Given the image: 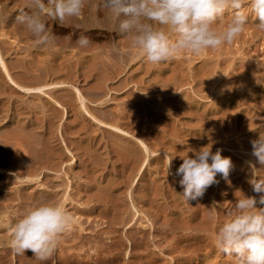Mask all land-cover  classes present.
Returning a JSON list of instances; mask_svg holds the SVG:
<instances>
[{
    "label": "rangeland",
    "instance_id": "1",
    "mask_svg": "<svg viewBox=\"0 0 264 264\" xmlns=\"http://www.w3.org/2000/svg\"><path fill=\"white\" fill-rule=\"evenodd\" d=\"M23 1L25 2L23 3ZM25 3L26 0H0V53L2 58L10 66L18 61L20 62L27 54H37L34 59L43 61L51 54L58 53L59 50L56 49L59 44L58 41H61L60 38L63 39L65 36L67 38L65 40L63 39V41L67 44V48L65 51H62V54L71 53L75 60L73 61V68H77L76 60L84 54L81 47L79 48L77 46L78 44L75 45V41H77L79 36L85 35L91 40V44L85 50V54L88 53L87 56H90L91 50L92 52L94 50H101L100 52L104 53L113 43L118 41V37L114 36L115 33H112V38L106 29L93 28L91 26L89 28L85 23V25L76 24L78 22L76 20H73L74 23L73 21H70L71 23L69 22V29L63 35V32H59L60 24L49 20L48 28L51 33L53 32L54 37L59 40L55 38V43L49 51L47 50L48 48L38 47L34 42L32 34L25 27L15 22L17 9ZM89 11L86 7L84 16L80 18H87L92 15V11L88 15ZM214 27L218 32L224 30L223 24L214 25ZM62 35L63 37H61ZM129 45L131 52L126 59L127 63L125 61L121 63L123 65L120 64L122 68L120 65H117L119 64V62H116L117 60H111L110 62L109 68L113 69V71L109 68L108 70L112 71L113 74L111 78H108L109 85L107 84V87L112 90V93H110L111 97L106 105H100V98L98 100L97 98L93 99L88 94L91 90L89 82L93 78H90V80L87 79L82 72L77 75L78 78L74 75H70L68 78L67 76L63 77L65 81L68 80V83L76 85L81 89L86 99V105L100 119L112 122L101 116L99 114L100 111H98L109 107V109L115 112L117 117L123 116L125 112H128L130 113V117H134L140 120L141 123L145 122L144 124H146L143 127L137 121V123L130 125L133 126L131 128L127 125L128 123H125L126 121L120 122L119 124L120 127L131 134L130 138L135 146L138 144L137 140H141L147 144L149 152L152 151L153 153L151 152V155L147 154L148 156H146L148 164L144 173L140 175L136 170H133L131 177L120 184V189H115L112 196L113 202L111 203L97 198L93 188L99 183L98 180L104 182L109 176L120 175L119 163L115 160L116 156L107 158L104 155L105 157L103 156L102 159L104 161L101 165L95 170L92 168L93 172H90L89 168L93 163L85 161L88 164L87 167L77 159L78 148L76 145L78 140L94 139L95 143L99 142V149L101 151L103 149L102 147L107 145V149L112 154L109 146L110 134L98 129L96 124H91L85 121L82 116L78 115L76 111L77 104L74 102V98L72 99L73 103L70 104L67 99H64L66 95L64 94L63 96L61 90V93L58 90L55 91L56 93H53V98L59 100L66 106L67 113L62 115V111L57 110L55 113L57 116H52V121H48L52 113L51 110L47 112L45 106L48 99L38 96L25 97L11 93L4 83L3 72L0 69V151L2 155L3 128L14 127L18 123L22 124V121L26 122L25 131L29 132L31 130L30 132L33 134L31 135L34 137L37 132L38 134L40 133L39 135L41 137L37 138L39 137L37 135L35 137L37 139H44V137L50 136L49 138L56 141L63 153L62 159L59 160L61 162L57 161L52 166L46 163L44 165L43 161L37 162L36 159L33 160V164L29 163V165H26L28 167L25 166L26 168H30L29 166L31 164L32 166L36 164L33 167L35 170L30 168L32 172L27 171L25 173L26 169L23 174L28 175L29 172L31 176L32 174L34 176L35 174L44 173L46 175L45 179H47V183H43L44 185H38L35 180H29L27 183H24V181L20 182L17 177L16 179L14 178V176L20 174L17 170L18 166L3 165V162H0V264H67L66 261L63 263V259L59 262L57 257L63 258L60 256H64V254H71L73 257H91L93 251L89 245L85 242L84 244L82 242L74 244L71 238L72 235L79 232L89 236L95 230L108 231L105 234L107 235L109 233L107 236L111 237L108 243L119 241V239V242L122 243V246L117 248L118 250L113 246L110 250L111 252H108L110 254L113 250V253L117 254L120 251L119 259L117 261L114 260V262H109L110 264H141V262L142 264H215V260L221 263L226 259L229 264L228 260L235 259L234 257L228 259L222 254L215 247L213 238H215L219 225L227 219L226 213L233 208L237 199L236 196L239 195L237 191H241L247 196H257L258 198V194L253 192L248 180L252 176L249 162L251 161L255 164L257 169L261 167L251 155L252 148L250 141L256 139L260 131L264 132V31L257 29L255 26V18L250 17L249 23L243 33L231 44H224L217 49L204 50L199 55L182 53L170 62L160 64L151 63L153 70L144 67L142 70L137 71V63L140 60L145 62V60L138 55V50H135V48L132 49L131 43ZM134 56L137 60H135L136 58ZM117 66L118 68H116ZM161 68L164 69L162 75L159 74ZM134 72H136L135 77H138L136 79H134V76L132 77ZM169 78L174 79L176 83L169 80ZM40 83H43V81ZM28 85L32 86L35 84L28 83ZM104 88L102 87L98 91H104L106 93ZM101 93L103 97L104 93ZM21 108L26 109L24 110L25 113L18 115L17 110L19 111ZM29 111L36 112L38 116L40 115L39 118L29 113ZM43 111H45L46 117L41 116ZM159 113L162 114L160 117H158ZM222 116L225 119H218ZM18 118L20 121L17 123L16 119ZM34 121L38 123V127L32 124ZM86 126L89 127L86 128ZM250 128L254 131H250ZM11 141H7L5 148L9 156L13 155L12 149L14 147L13 143H15L13 142L14 140ZM209 143L213 145V152L221 149V155L230 157L233 161L235 167L228 177L230 183L225 181L220 174H217L216 179L219 183L209 187L202 198L188 203L179 194L183 191L179 184L181 177L176 176L175 172L183 163L181 156L187 153L189 156H193L194 153L190 151L191 149L199 150ZM9 144H12V146ZM64 146L68 148V152ZM170 158L172 159L171 167L168 169V160ZM47 166L53 171L63 170L65 173L59 172V179H55L56 173L53 172L54 174L51 175L52 173H49L46 169ZM8 170H11V172ZM23 174H20V176ZM259 174L261 177H264V170ZM144 177L148 181L147 184H149V186L146 185L148 186L147 190L144 186ZM132 179H134L133 183ZM119 183L121 182L119 181ZM47 185L49 186L47 187ZM58 185H60V188L57 196L60 195L56 199L63 196L62 194L66 189L68 190L65 194V198H68V201L64 205H67H65V208L73 216L71 229L63 234V239L61 238L55 252L49 257V261L42 262L38 260L31 251H26L23 255L15 254L9 246L11 225L28 208L34 205L31 203V198L36 197L35 191H38V188L45 186V189L50 188V190H54V187L56 186L55 188H57ZM6 196H9V199H5ZM53 201L52 203L54 204L61 202L60 199L57 201L54 199ZM197 203L200 206H206H204L205 211H207L206 213L209 216V228L207 230L198 233V235L196 230H174L173 225L168 226L171 224L168 223L170 220V222L178 220L172 214L174 211H178V209L183 207L184 212L188 213L193 204ZM214 203L215 205H213ZM257 207L264 206L257 204ZM162 208L165 213H163ZM213 208L216 211L214 218L209 214ZM122 214L127 215L129 220L135 214L132 230H124L120 224L116 225L117 223H115L113 225L111 223V217L116 215L115 219H119ZM200 214L197 220L201 219L202 216ZM150 223L152 224V228H150ZM141 224H146L147 230L150 228L148 233H144V239L146 240L147 237L151 236L148 241V246L142 250L133 247L136 244L134 241L137 242L140 236L142 237L141 232L139 233ZM149 224L150 226H147ZM162 224L163 226H161ZM157 225L159 227H170L171 232L166 231L162 235V232L159 234V232L157 233V231L151 230L153 227L158 228ZM112 226L118 229L111 232ZM213 226L216 227L215 233L212 229ZM137 227L140 228L138 229ZM161 235L162 238H160ZM153 237L154 241L151 240ZM174 239H176L175 242ZM165 241L166 243L170 241L169 244H173V246H169L168 243V246H166ZM176 243H178V246L175 245L176 247L174 248V244ZM99 261H92L91 264L105 263L104 261L102 262V259H99Z\"/></svg>",
    "mask_w": 264,
    "mask_h": 264
},
{
    "label": "clouds",
    "instance_id": "2",
    "mask_svg": "<svg viewBox=\"0 0 264 264\" xmlns=\"http://www.w3.org/2000/svg\"><path fill=\"white\" fill-rule=\"evenodd\" d=\"M86 7L103 10L112 29L128 38L138 55L152 64L170 62L182 53L199 55L231 44L243 33L250 17L255 18L256 28L264 31V0H26L17 9L15 22L32 34L36 46L48 48L55 43L49 20L64 26L82 17ZM218 24L224 25L223 31L216 30L214 25ZM76 43L86 48L91 40L81 35ZM111 51L124 63L126 53L115 44ZM250 143L251 155L261 167L257 169L249 162L252 176L248 183L258 198L237 191L236 202L214 239L215 247L225 256L234 257L236 264H264V207H257L264 206V177L259 174L264 170V132ZM212 147L209 143L199 150L191 149L193 156H181L183 163L175 175L181 177L183 191L179 194L188 203L202 198L209 187L219 183L217 174L230 183L233 161L222 156L221 149L213 152ZM209 214L214 218L215 209ZM72 225L73 216L64 206L38 203L11 225L9 246L17 255L31 251L38 260H47Z\"/></svg>",
    "mask_w": 264,
    "mask_h": 264
},
{
    "label": "bare ground",
    "instance_id": "3",
    "mask_svg": "<svg viewBox=\"0 0 264 264\" xmlns=\"http://www.w3.org/2000/svg\"><path fill=\"white\" fill-rule=\"evenodd\" d=\"M24 2L25 1H23V3ZM95 2H96V0L93 1V3H95ZM88 11H89V9H88ZM88 15H90V11H89V14ZM75 20L78 21L76 24H79V25L80 24L81 25H85L86 24L87 26H89V28H90V26L93 27V28H104V29H106L108 31V33L112 36V38H113V34L112 33H115L114 36H117L118 37L117 38L118 41L115 42V43H113V44L117 45L124 53L127 54L126 59L130 55V52H131V49L129 48L130 47L129 44L131 43L130 40H128V38H126V37L124 39V36L119 35L117 32H115L112 29V25L105 19V14H104L103 10L92 11V15H90L89 17H87V18H80V19L78 18V19H75ZM73 23H74V21H73ZM68 29H69V22L66 25H64V26L60 25L59 32L60 31L63 32V35H64V33H66L68 31ZM63 35L61 37H63ZM66 38L67 37H65V36L63 37L64 40ZM57 39L58 38H56V40ZM60 39H61V41L58 39L59 40L58 41L59 44L57 45V47L55 46L56 49L59 50L58 53H56V54H51L50 53L51 55L49 57H47L45 60H43V61H38V60L34 59L35 56H37V54H27V55L24 54L25 56L20 60V62L19 61L17 62L14 59V61L17 62V63H15V64H13V65L10 66V65L7 64V62L4 60V58H2L1 53H0V67H1L0 69H2V72H3V80H4L5 85L7 86V89L9 88L8 90H10L11 93L19 94V95L25 96V97L38 96L40 98H46V99H48L47 104L45 106H46L47 112L50 111V110L52 112L51 113V116L48 119V121H52V118H51L52 116H54V115L57 116L55 114L57 110L62 111V115H64L65 113H67L66 106L63 105L59 100L53 98V95H54L53 93L55 91H57V90L60 92V90H61L62 91V95L63 96H64V94L66 95L64 97V99H67V101L70 104L73 103L72 102V99L74 98V102L77 104V106H76L77 107V110L76 111H77L78 115L82 116L85 121H87V122H89L91 124H96V127L98 129H101L104 132L106 131L107 134H110V136H109L110 145L109 146H110V150H112V154L110 153L111 151L109 152V149H107V145H104L102 147L103 149L101 151L99 149L100 148L99 142L98 143H95L94 139L78 140L76 142V145H77V148H78V150H77L78 151V158L77 159H79V161L82 164H84V166H87L88 165L85 161H90L91 163H93L92 166L89 165L90 166V168H89V171L90 172H93L92 168L95 170V169H97L101 165V163L104 161V160L102 161L104 155L107 158H110V157H113V156L115 157L116 156L115 157V160H116L117 163H119V169H120V172L119 173H120V175H118V176H116V175L115 176H109L104 182H101V180H98L99 183H97L94 186V188H93L94 190L92 189L94 191V194H96L97 198H99L100 200H103V201H107L108 203H111V202H113V197H112L113 196V192L115 191V189L116 190L120 189V184H122L123 181H125V180H127V179H129L131 177V175L133 173V170H136L137 173H139L140 175L144 173L145 168H146V166L148 164L147 163L146 156H148L147 154L151 155L150 153L152 152V151L149 152V147L147 146V144L145 142H143L141 140H137L138 141V144H136V146H135V144L133 143V141L130 138L131 137V134L129 132H127L126 130H124L122 127H120L119 124H120V122H123V121L124 122L126 121L125 123H128L127 125H129V126L132 125V124L137 123V121L143 127H145L146 124H144L145 122L141 123L140 120H137L134 117H130V113H128V112H125L123 114V116L117 117V115L115 114V112L113 110L109 109L108 106H107L108 108L105 107L107 109H103V110L101 109V110H98V111H100L99 114L101 116H103L105 119H108L109 121H112V122H108L107 120L105 121L103 119H100L86 105V103H85V100L86 99H85V96L83 95V92L81 91V89L79 87H77L76 85H72V84L68 83L67 82L68 80L65 81V78H63L65 76H67V78H68L70 75L77 76L81 72H82V74H84L87 77V79L90 80V78H93L94 81L92 80L93 81V82L91 81L92 83L89 82V86H90V89L92 91L90 90L88 92V94L91 95L93 97V99L94 98L95 99L97 98V100H98L100 98L99 99L100 100L99 101V104L100 105H106V104H108L109 99L111 97L110 93H112V90L109 87H107V84L109 82L108 81V78L109 77L111 78V76L113 74L112 73L113 69L109 68V65H110L111 60H117L116 62H119V64L116 63L117 65H120L121 64V62L119 61V58L117 56H115L113 54V52L111 51L113 44L111 45L110 48L108 47L109 49L106 50V51H104V53L103 52H100L101 50L100 51H98V50L95 51L94 50L93 52L91 50L90 56H87L88 53L85 54V50H86L87 47L86 48H81V50L83 51L84 54L81 55L80 57H78L79 59L76 60L77 68H73V61H75L74 58H73V55L71 53L70 54L69 53L62 54V51H65L66 50L67 44L65 43V41H63L62 38H60ZM75 45H77V43H75ZM50 48H52V46L51 47H48L47 50L49 51ZM135 50H137V49H135ZM68 52H70V51H68ZM126 59H125V61H126ZM131 59L134 60L133 58H131ZM135 60H137V58ZM126 63H127V61H126ZM114 64H115V62H114ZM111 65H113V63H111ZM121 65H123V64H121ZM121 65H120V67H121ZM123 67H126V66H123ZM144 67H146L147 69H152L153 65L151 63L146 62V61L143 62V61L140 60L137 63L136 69H137V71H140ZM108 68L110 70H112V71L108 70ZM116 68H118V66ZM0 72H1V70H0ZM163 72H164V69L161 68L160 71H159V74L162 75ZM114 74H116V73H114ZM135 75H136V72H134L133 75H132V77L134 76V79H136V77H137V76L135 77ZM77 78H78V76H77ZM169 80L175 82L174 79L169 78ZM42 81H43V83H40ZM28 83L29 84H35V85L30 86V85H28ZM102 87H105L104 89L106 90V93H104V91H101V92L104 93V96L103 97H102V93L99 92ZM97 103H98V101H97ZM132 109H133V107H132ZM24 110H26V109H22L21 108L19 111L17 110L18 115H20L22 113H25ZM159 110H161V109H159ZM183 110H186V109H183ZM29 113H32V114L36 115V117H38V118L40 116V115L38 116V114L36 112L34 113L33 111H29ZM45 115H46V113H45V111H43L41 113V116L46 117ZM160 115H162V114L159 113L158 117H160ZM28 116H30V115H28ZM121 119H122V121H121ZM218 119L223 120V119H225V117L222 116V117H220ZM16 121L18 123V121H20L19 118L16 119ZM159 122H160V120H159ZM18 124L16 126H14V127H11V128H7V127L3 128V142H2L3 143V155H2V152L0 151V162L1 163L3 162V165L4 164L11 165V166L12 165H17L18 166L17 167L18 169L17 168L16 169L18 170V173L23 174L26 169L27 170H26L25 173H27V171H29L31 173L32 172V169L35 170L33 167L36 164L34 163L35 165L32 166V164H33L32 162L35 159L37 160V162L38 161H43L44 165H45V163L47 165H50L51 164L50 166H52V164H55L57 161H59V160L62 159L61 157H62L63 153H62V151L60 149V146L57 145V143H56L55 140L49 138L50 136L49 137H46L47 139L44 136H43L44 139L43 138L42 139H37V138H40L41 137L39 135L40 133L38 134V132H37V134L35 135V137L37 135L39 137L35 138L34 136H32L33 134L30 132L31 130L29 131L30 133L28 131H25V128H26L25 127L26 126V122L25 121L24 122L22 121V124H19V125ZM32 124L38 127V125H37L38 123L37 122L34 121V123H32ZM49 124H51V123H49ZM13 125H10V126H13ZM29 126H30V124H29ZM40 127H41V125H40ZM87 127H89V126H86V128ZM131 127H133V126H130V128ZM165 127H166V124H165ZM43 135H44V133H43ZM8 140H10V141L11 140H14L13 142H15V143H13L14 144V147L12 149V151H13V155L12 156L7 155V154H9L8 152L6 153L7 150L5 148L7 146L6 143H7ZM9 145L12 146V144H9ZM64 147L66 148V146H64ZM40 150H41V152H40ZM66 150H67V152L69 151L68 148H66ZM66 150H64V151H66ZM70 153H71V151H70ZM71 160H72V157H71ZM71 160H70V162L73 163ZM111 160H109V161H111ZM59 162H61V161H59ZM29 163H32L29 166L32 169L26 168V167H28L26 165L27 164L29 165ZM23 165H24V167L25 166L26 167L24 168ZM47 167H46V169H47V171H49V173H52L51 175L54 174L53 172L56 173V175H55L56 177L53 176V177H55V179L56 178L59 179V177H58V175H60L59 172H62V173L64 172L63 170L62 171H53L52 169H50V167H48L49 169ZM10 169H12V168H10ZM8 171L11 172V170H8ZM42 171H43V169H42ZM29 172H28V175L23 174L22 176H20V174L19 175L17 174L16 176H14V178L16 179V177H17V179H19L20 182L21 181H24V183H27L29 180H35L38 185H44L43 183H45V182L47 183V181H46L47 179H45V176L46 175L44 173H42V174L40 173V174H37V175L35 174L34 176L32 174V176H31L29 174ZM13 175H14V173H13ZM49 178H51V177H49ZM95 178H96V176H95ZM19 180H17V181L19 182ZM143 180H144V183H145L144 186H145V188L147 190V187L149 186V184H147L148 181H147V179H145V177L143 178ZM119 181L121 183H119ZM133 181H134V179H132V183H133ZM59 183H61V182H59ZM55 185L57 186V184H55ZM146 185H148V186H146ZM48 186L49 185H47V187ZM55 187H54V190H50V188L45 189L46 188L45 186L38 188L39 190L38 191H35L36 192V195H35L36 197L31 198V203H33L34 205L35 204H38V203H44V202H51L52 203V202H54L53 201L54 199L56 201L58 199H60L61 202L59 204L65 207V205L67 204L66 202L68 201V198H65V194H66V192L68 190L66 189V191H64V193L62 194L63 196H60V198L56 199L60 195L59 194L57 196V192H58V190L60 188V185H58L57 188H55ZM8 194H9V191H8ZM3 196H5V195H3ZM8 197L6 196L5 199H7ZM61 197H62V199H61ZM69 199H71V198L69 197ZM64 203H66V204L64 205ZM198 204L199 203L193 204V206L191 207V209H190V211L188 213H185L184 212L185 210H184L183 207L180 208V209H178V211H174V213H172V214L175 215L178 218V220L177 221H172V222H170L171 220L169 222L167 220L168 223H171L168 226L173 225L174 230L175 229L176 230L180 229V230H184V231L185 230H188V231L196 230V233L197 234L200 233V232H202V231H204V230H207L209 228V216L206 213L207 211H205L206 210L205 209L206 206L204 205L205 206L204 207V206H200ZM110 207H112V206H110ZM130 207H131V205H130ZM167 208H169V207L167 206ZM160 210H161V208H160ZM162 211H163V208H162ZM170 212H172V211H170ZM163 213H165V211H163ZM199 213H201L200 216H202V217H201L200 220H197V217H198ZM115 216L114 217H111V223L113 225L115 223H117L116 225H119L120 224L121 226H123L124 230L125 229H127V230L129 229V231H130V229L132 230V226L134 225L133 219H134L135 214H133V217H132L131 220H129V218H128L127 215H123L122 214L119 219H115ZM146 224H141L140 225L141 228L139 227L140 229L137 227L139 229V233L141 232L142 237L141 236H140V238L138 237L139 239L138 240L136 239L137 242L134 241L136 243L133 246L134 248H140L142 250L143 248H146L148 246V241L150 240L149 238L151 237L150 236L151 234L149 235L150 237H147L148 240L147 239L145 240L144 239V235H145L144 233H146V232L148 233V231L150 230V228H152V224L150 223L151 224V227L150 228L148 227L149 230L146 229ZM150 224L147 225V226H150ZM4 225H6V224H4ZM161 226H163V224ZM117 229H118L117 227L112 226L111 227V232L112 231L114 232ZM135 229H136V227H135ZM212 229H213V232L216 231V227L213 226ZM151 230H155V232L157 231V233L159 232V234H160V232H162L161 233L162 235H163V233L165 234L166 231L171 232V228L170 227H167V226L166 227H159L158 226V228L153 227V229H151ZM106 232H108V231H98V230H95L89 236L88 235H85V234L83 235L82 232L81 233L79 232V233H77L75 235H72V238L71 239H72V241H73L74 244L75 243H78V242H82V244H84V242H85L87 245L90 246V248H92L93 254L91 255V257H87V258L81 257V256L73 257L71 254H67V255L64 254V256H60V257H63V258H59V256L57 257L58 261L60 262L63 259V263H64V261H66L67 264H91L92 261H95L96 262V260L99 261V259H102V262L104 261L106 264H108L109 262H114V260L117 261L119 259V256H120L119 255L120 251L117 254L113 253V250H112V253H110V254L108 252L111 250V248L113 246L116 249L118 247L122 246V243L119 242L120 239H119V241H116V242L114 241L113 243H111V242L108 243V241H110V238L111 237L107 236L109 233L107 235H105ZM134 235H136V234H134ZM137 235H139V234H137ZM162 235L160 236V238H162ZM86 236H88V237H86ZM82 237H84V238H82ZM108 238H109V240H108ZM81 239L82 240L84 239V240L82 241ZM164 239H166V238H164ZM213 239H215V238H213ZM151 240L154 241V237ZM175 240L176 239H174V242H175ZM169 242H167L168 245L169 246L170 245L173 246V244H169ZM159 243H158V245L160 246ZM163 243H164V241H163ZM165 243H166V241H165ZM167 243H166V246H168ZM172 243H173V241H172ZM175 245L178 246V243L174 244V248L176 247ZM162 246H164V245H162ZM174 248H172V249H174ZM181 248H182V246H181ZM179 250L182 251L183 248H182V250L181 249H179ZM141 255H143V254H141ZM226 257L228 259L233 258V257H229V256H226ZM226 260L224 262H221V263L220 262L218 263L215 260L214 263L215 264H228ZM46 261H49V258L47 260H43L42 262H46ZM193 262H194V260H193ZM228 262H229V264H236V260L235 259L234 260L231 259L230 261L228 260ZM141 264H142V262H141Z\"/></svg>",
    "mask_w": 264,
    "mask_h": 264
}]
</instances>
